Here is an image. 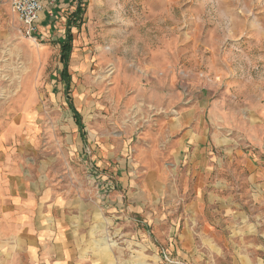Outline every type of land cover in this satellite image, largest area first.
<instances>
[{"label":"rangeland","instance_id":"obj_1","mask_svg":"<svg viewBox=\"0 0 264 264\" xmlns=\"http://www.w3.org/2000/svg\"><path fill=\"white\" fill-rule=\"evenodd\" d=\"M81 3L83 138L54 42L76 6L35 39L0 0V261L18 251L15 197L49 192L82 255L264 264V0Z\"/></svg>","mask_w":264,"mask_h":264},{"label":"crops","instance_id":"obj_2","mask_svg":"<svg viewBox=\"0 0 264 264\" xmlns=\"http://www.w3.org/2000/svg\"><path fill=\"white\" fill-rule=\"evenodd\" d=\"M45 2V8L41 14V21L39 24L38 35L42 37L44 34L45 27L51 24L52 17L55 16L54 11L59 9H65L78 5L82 6V0H59L55 4H49V0H43ZM74 11L66 20V31L63 37H57L54 42L60 47V62L62 69L60 70V78L64 84V93L67 96V102L76 125L80 130L82 138L86 135L85 124L82 113L77 109L74 104L73 98L70 96L72 91V75L70 73V62L73 52V41L74 34L72 27L77 24L75 21H80L82 16L77 18L75 21L68 23L70 18L73 17ZM58 12V11H57ZM57 14V13H56ZM57 16V15H56ZM73 35L72 40V52L68 63V72L70 74V92L66 93V82L62 78L61 72L64 68V63L61 60V45L57 41L59 39L66 38L67 31ZM70 98V99H69ZM71 100V101H70ZM70 102L73 104L76 111L79 112L81 117V124L77 120L74 109L71 107ZM165 180V179H164ZM117 182L118 186H124L123 180ZM113 179H105L104 185L106 188H115ZM44 193V194H43ZM42 194H28L16 196L13 200L14 206L17 208V213L10 217L17 228V240H18V251H16L15 258L10 260L2 259L0 264H113L112 257L109 255H102L100 257L93 253L82 255L79 244L73 241L75 238V232L72 228H69V220L71 214L66 212L65 206L57 196L50 194L49 192H43ZM121 194L114 193V197L118 198ZM115 207L119 205L114 201ZM3 247L0 246V249ZM23 250V252H20Z\"/></svg>","mask_w":264,"mask_h":264},{"label":"built area","instance_id":"obj_3","mask_svg":"<svg viewBox=\"0 0 264 264\" xmlns=\"http://www.w3.org/2000/svg\"><path fill=\"white\" fill-rule=\"evenodd\" d=\"M59 0H49V4H55ZM11 8L21 19L25 33L38 39L41 14L45 8L43 0H11Z\"/></svg>","mask_w":264,"mask_h":264},{"label":"trees","instance_id":"obj_4","mask_svg":"<svg viewBox=\"0 0 264 264\" xmlns=\"http://www.w3.org/2000/svg\"><path fill=\"white\" fill-rule=\"evenodd\" d=\"M83 12H84L83 6L78 5L76 11H74V14H73L74 16L70 18L68 23L71 25V23L73 21H75L77 18L82 16ZM70 31L71 30L67 31L66 38H64V39L58 38V40H57L61 45V60L64 63V68L61 72V75H62V78L66 82V93L67 94L70 92V81H71L70 80V74L68 72V63H69V58H70L72 48H73V46H72L73 35ZM70 105L75 111V115L77 116L78 122L81 124V117H80L79 112L75 110V108L71 102H70Z\"/></svg>","mask_w":264,"mask_h":264}]
</instances>
